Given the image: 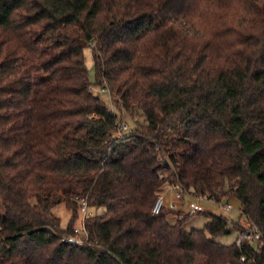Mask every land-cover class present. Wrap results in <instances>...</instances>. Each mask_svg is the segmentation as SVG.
Wrapping results in <instances>:
<instances>
[{"label": "trees", "instance_id": "obj_1", "mask_svg": "<svg viewBox=\"0 0 264 264\" xmlns=\"http://www.w3.org/2000/svg\"><path fill=\"white\" fill-rule=\"evenodd\" d=\"M91 45L96 85L143 118L122 137ZM171 184L238 199L263 243L154 214ZM76 195L103 209L83 245ZM0 200V264H264V0H0Z\"/></svg>", "mask_w": 264, "mask_h": 264}, {"label": "rangeland", "instance_id": "obj_2", "mask_svg": "<svg viewBox=\"0 0 264 264\" xmlns=\"http://www.w3.org/2000/svg\"><path fill=\"white\" fill-rule=\"evenodd\" d=\"M84 54H85V63L87 68L89 69V78L90 81L92 82V86L91 88L93 89V91L100 95V97L107 103V105L110 107V109L114 112H116L118 114V118L121 121H126L127 123H129L130 125V131L133 129H136L138 123H140V121L143 120V118H141L140 115L136 114V115H130L129 113H124V112H119L117 106L114 103V99L113 96L110 97V95L106 92H100L99 89L101 86L96 85V72H95V64H94V60H93V50H92V45L89 47H86L84 50ZM129 131V132H130ZM128 132V133H129ZM167 186V185H166ZM164 186V188L166 187ZM171 190L166 189L164 192V198L166 200V204L168 202L171 201ZM208 194V193H206ZM175 195V191L173 192V197ZM195 200L193 197H188L185 195V201L186 203L184 205L181 206V208H183V210L186 214L190 213V207H189V202ZM197 202L200 205V210L197 213L191 214L190 213V217L186 220V222L184 223V228L187 231H190L192 229H202L204 227V225L210 220L209 216L207 215L208 213H214V214H218V215H224L232 220H239L240 222H242V224H248L246 218L244 216L241 215L242 210H241V202L236 199V198H232L230 200H222L221 202H217L215 199H211V198H207V199H201V200H197ZM1 203V200H0ZM231 203L233 205V209L227 210L225 209V205ZM103 211L102 208L100 209H95L94 208V212H101ZM53 212L56 216H58L59 218H61L62 221V226L63 227H67L70 219L72 217V213L71 211L66 207V205L64 203H60L58 205H56L53 208ZM183 216L182 215H178V219H181ZM79 224V221H76V225ZM239 232H234L230 235H223L220 236L218 238L219 242L222 243H232L233 241L236 242V237L238 235ZM260 243H263L260 242Z\"/></svg>", "mask_w": 264, "mask_h": 264}, {"label": "built area", "instance_id": "obj_3", "mask_svg": "<svg viewBox=\"0 0 264 264\" xmlns=\"http://www.w3.org/2000/svg\"><path fill=\"white\" fill-rule=\"evenodd\" d=\"M93 90V89H92ZM100 92H106L110 95L111 97V92L109 87L105 84L100 87L99 89ZM130 131V125L126 121H121L119 118L117 119L116 126H115V134L116 136L122 137L126 135ZM169 190L172 192L175 191V198L178 200H183L185 197V192L181 185L179 184H171L168 185ZM191 197H193L195 200H192L189 202V207H190V213L194 214L197 213L200 210V205L197 202V200L201 199H207L211 198L214 199L213 197H210L209 194H203V193H189ZM74 200L78 204V209H79V224L74 227L73 233L70 234L68 237H66V241L70 242L73 245H83L86 242H88L89 239V233L87 231L86 227V221L89 217L93 216L95 214L94 212V207L91 206V202L87 196H82V195H76L74 197ZM168 206L170 209L177 210L176 203H170L169 205L166 204V200L164 198V194L161 193L153 207H152V212L154 214L159 213L161 209L164 206ZM233 205L231 203H228L225 205V209L230 210L233 209ZM189 213V214H190ZM245 241H249L252 243L258 242V241H263V233L260 230L259 226L255 222H250L246 225V228L239 232L237 237H236V244L238 246H242ZM246 255L242 256V260H246Z\"/></svg>", "mask_w": 264, "mask_h": 264}, {"label": "crops", "instance_id": "obj_4", "mask_svg": "<svg viewBox=\"0 0 264 264\" xmlns=\"http://www.w3.org/2000/svg\"><path fill=\"white\" fill-rule=\"evenodd\" d=\"M166 189H168V185L164 188V190L162 192L163 194H164V192H165ZM186 196L191 197L190 194H186ZM170 198H171V201L168 202L167 205H169L170 203L173 202V203H176V206H177V210L178 211H183V212L186 211V210H183V208H181V206L186 203L185 198L183 200H178V199L175 198V195L173 197V192H171V197Z\"/></svg>", "mask_w": 264, "mask_h": 264}]
</instances>
